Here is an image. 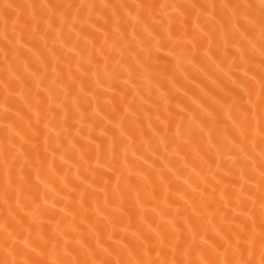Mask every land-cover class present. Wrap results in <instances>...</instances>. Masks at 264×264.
I'll return each mask as SVG.
<instances>
[{"label":"bare ground","instance_id":"bare-ground-1","mask_svg":"<svg viewBox=\"0 0 264 264\" xmlns=\"http://www.w3.org/2000/svg\"><path fill=\"white\" fill-rule=\"evenodd\" d=\"M0 264H264V0H0Z\"/></svg>","mask_w":264,"mask_h":264}]
</instances>
